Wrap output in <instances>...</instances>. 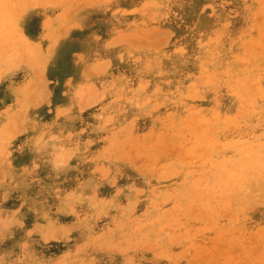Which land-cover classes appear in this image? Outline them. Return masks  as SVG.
<instances>
[{
  "label": "rangeland",
  "instance_id": "obj_1",
  "mask_svg": "<svg viewBox=\"0 0 264 264\" xmlns=\"http://www.w3.org/2000/svg\"><path fill=\"white\" fill-rule=\"evenodd\" d=\"M263 155L264 0H0V264H264Z\"/></svg>",
  "mask_w": 264,
  "mask_h": 264
},
{
  "label": "bare ground",
  "instance_id": "obj_2",
  "mask_svg": "<svg viewBox=\"0 0 264 264\" xmlns=\"http://www.w3.org/2000/svg\"><path fill=\"white\" fill-rule=\"evenodd\" d=\"M73 6H74V5H73ZM65 8H67V7H65ZM70 9H71V8H69V10H70ZM64 10H65V9H64ZM62 14H63V13H62ZM65 14H66V13H65ZM237 150H238V149H237ZM255 155H257V154H255ZM259 155H260V154H259ZM260 156H262V154H261ZM263 156H264V155H263ZM253 157H254V156H253ZM253 157H252V158H253ZM257 158H258V156H257ZM260 158H261V157H260ZM256 160H257V159H256ZM249 162H250V161H249ZM255 162H256V161H255ZM257 162H258V161H257ZM258 163H259V162H258ZM258 163H257V164H258ZM253 164H254V163H252V164L249 163V165H253ZM253 166H257L256 163H255V165H253Z\"/></svg>",
  "mask_w": 264,
  "mask_h": 264
},
{
  "label": "snow or ice",
  "instance_id": "obj_3",
  "mask_svg": "<svg viewBox=\"0 0 264 264\" xmlns=\"http://www.w3.org/2000/svg\"><path fill=\"white\" fill-rule=\"evenodd\" d=\"M9 243H12V241H9Z\"/></svg>",
  "mask_w": 264,
  "mask_h": 264
}]
</instances>
